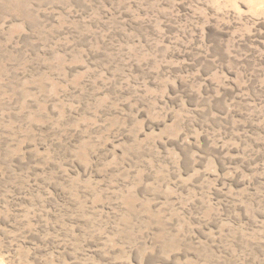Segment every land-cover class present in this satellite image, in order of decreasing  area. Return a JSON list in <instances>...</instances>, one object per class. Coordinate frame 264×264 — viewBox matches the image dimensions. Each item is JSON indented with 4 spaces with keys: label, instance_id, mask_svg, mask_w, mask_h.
Listing matches in <instances>:
<instances>
[{
    "label": "rangeland",
    "instance_id": "374dc122",
    "mask_svg": "<svg viewBox=\"0 0 264 264\" xmlns=\"http://www.w3.org/2000/svg\"><path fill=\"white\" fill-rule=\"evenodd\" d=\"M0 264H264V0H0Z\"/></svg>",
    "mask_w": 264,
    "mask_h": 264
}]
</instances>
